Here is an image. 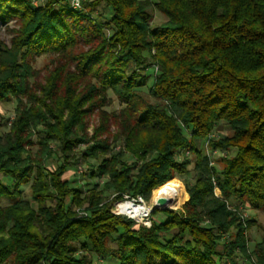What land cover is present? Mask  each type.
I'll return each instance as SVG.
<instances>
[{
    "label": "trees",
    "instance_id": "1",
    "mask_svg": "<svg viewBox=\"0 0 264 264\" xmlns=\"http://www.w3.org/2000/svg\"><path fill=\"white\" fill-rule=\"evenodd\" d=\"M0 24L10 34L0 39V102L15 101L0 134V264H237L238 254L264 264V229L250 249L257 221L239 208L264 213V0H0ZM44 54L52 57L39 77L33 63ZM108 91L118 113L104 108ZM95 110L92 141L107 136L86 150L98 160L89 174L106 181L73 186L63 174ZM221 122L230 133L208 140L226 152L217 166L199 144ZM179 150L196 154L191 182ZM52 157L59 163L48 169ZM174 177L189 197L167 219L146 226L111 211Z\"/></svg>",
    "mask_w": 264,
    "mask_h": 264
},
{
    "label": "rangeland",
    "instance_id": "2",
    "mask_svg": "<svg viewBox=\"0 0 264 264\" xmlns=\"http://www.w3.org/2000/svg\"><path fill=\"white\" fill-rule=\"evenodd\" d=\"M44 1L45 0H43L42 4L44 3ZM80 3H81V0H80ZM68 4H69V0H68ZM101 10H102V7L99 6L98 8H96L95 14H96V12L98 13ZM151 12L153 14V17H154L153 22L155 24H159L165 20L164 15L161 14L160 12H158L156 9L152 8ZM9 26H12V25L9 24ZM4 27H5L4 25L0 24V39L3 40L5 42V44H8L10 34L7 33V31L4 29ZM51 57H52L51 55L44 54V55H41V56H38L35 58L33 66L35 69L40 70L39 77H40V75L41 76L44 75L45 67L50 62ZM150 70H151V68L148 69V71H150ZM147 89L148 88L146 85L144 87H141L140 91L143 93H147ZM107 97H108L109 103L104 108L107 110L108 113H111L112 111H115V113H118L122 107V104L119 103L117 98L110 91L107 92ZM14 108H15V101L13 98H9L7 100L0 102V112H1L2 116L4 117V121H5L4 125H3L4 122L0 125V134L8 132L9 127L11 125V122L14 118ZM86 122H87V124L85 127V137L88 140L83 141L81 143H78L76 147L71 149L70 158L68 159L69 160V167L67 168L66 172L63 174V177L69 178L71 181V185H73V186H78V185L80 186L81 185V186H84V188H90V187H92L91 185L94 182H97L99 184V186H101L102 182L106 181V177L96 178V177H93L89 174L90 170H91L90 167L92 165L95 166V164L98 162V160L94 159L90 155H87L86 150L90 145H92L94 143L93 142L94 140H97V141L103 140L107 135L103 134L100 137L93 139V141H92L91 137L94 135L93 133H94L95 129L97 128V126L101 122V116H100V113L98 110H95L94 112H92L91 115H89L87 117ZM117 131L118 130H117L116 126H114L112 123H110L109 129H108V132H109L108 135H109V140L111 142L113 141L112 138L115 135H117V133H118ZM229 133H230L229 128L226 126L225 123L221 122L220 126L216 127L211 133H209L207 135V139L204 142L201 141V143L199 144V146L204 150L203 153H205L207 155L210 164L219 166L220 165V158L224 157L226 155V152L222 151V150L210 148L208 145V140L210 138L218 139L220 136L228 135ZM37 138H38L37 133H35L33 135V140L35 141V140H37ZM38 147L39 146H34L33 150L35 151V149H37ZM47 148L50 149L51 151H54V153H55L54 157L55 158L57 156L61 155V152H60V149L57 145V142H54V141L49 142L47 144ZM39 149H41V148H39ZM114 150H116V151L121 150L124 153L127 151L126 149L123 148V144L120 141L116 142V145H114ZM35 152H38V151H35ZM35 152H33V153H35ZM177 153L178 154L175 156L178 159H182L184 157L188 160V164H187L188 172H187V174H185L182 177L185 178L189 182L193 181V177H194V173H195L194 166H195V161L197 159L196 154L189 151V150H179ZM55 158L52 157V158L46 159L44 162L45 167L48 169H54V167L59 163L57 160H55ZM129 161H132V160L129 159ZM0 177L4 181H6L4 176L0 175ZM172 180L176 184L181 185L183 188V191L185 192V197L179 206L172 207V205H175V204H168L167 203L165 208H157L158 210L155 211L154 214L150 213V215H149L150 222L149 223H148V220L145 218L144 219L131 218V219H133L138 224L142 223L146 226H150L151 220L163 221L169 217V213L167 211H165L166 209H170L172 211L180 210L182 208L183 203L188 199L189 195H188L187 191L185 190V187H184L182 180L179 177H174V178H172ZM160 185H162V184H160ZM160 185H157L151 189L149 197L147 200L142 198L146 204L152 205L153 200H151V199H152L153 190ZM21 191H22L23 197H28L30 191H29L27 185H23L21 187ZM214 193L217 196L219 194L217 189L214 190ZM113 195H114V193L108 192L105 195L107 197L106 202L110 201L114 197ZM124 196L120 200H115V201L111 202L110 205L115 206L116 202L124 201V199H125ZM10 202H11V200H9V199H2L1 205H6V204H9ZM152 207H153V205H152ZM239 208H240L244 217L245 216L246 217H253L254 219H256V221L258 223V224L256 223L254 226H252L247 232V236L249 238L248 245H249V248L251 249L253 243L260 238L261 233H262L261 229H264V213H261L260 211L249 209L248 206L239 207ZM112 209H114V207H112ZM123 215H125V214H123ZM171 233H174V230ZM223 236H224V239H232L227 234H225ZM219 249L222 251L221 246H219ZM235 261L237 264H249L239 254H238V257L235 259ZM93 263L94 264H117V261L113 258H110V257H106L104 259H99L97 257V258H94ZM230 263H231V261L228 262V264H230Z\"/></svg>",
    "mask_w": 264,
    "mask_h": 264
},
{
    "label": "bare ground",
    "instance_id": "3",
    "mask_svg": "<svg viewBox=\"0 0 264 264\" xmlns=\"http://www.w3.org/2000/svg\"><path fill=\"white\" fill-rule=\"evenodd\" d=\"M159 197H164L168 200V204L180 203L184 197L185 192L181 185L176 184L174 181H169L162 184L153 190L152 205L156 204V200ZM152 205L144 203H136L132 201H122L116 203V211L126 213L130 217L141 219L143 215H146L151 209Z\"/></svg>",
    "mask_w": 264,
    "mask_h": 264
},
{
    "label": "built area",
    "instance_id": "4",
    "mask_svg": "<svg viewBox=\"0 0 264 264\" xmlns=\"http://www.w3.org/2000/svg\"><path fill=\"white\" fill-rule=\"evenodd\" d=\"M42 2L43 0H31V3L35 6H39V5H42ZM69 6L72 7V8H81V3H80V0H69ZM178 153H176L177 155ZM124 201H132V202H136V203H144L145 201L142 199V197L138 196L137 198H130L128 197L127 195L124 196ZM117 203V202H116ZM115 203V204H116ZM114 204V205H115ZM114 207V209L111 208V211L113 213H116V214H125L127 217L129 218H134V217H130L129 215H127L126 213H123V212H119V211H116L115 208H116V205L115 206H112ZM152 210H150L146 215H143L141 217V219H147L148 220V223L150 222L149 220V215L151 213Z\"/></svg>",
    "mask_w": 264,
    "mask_h": 264
},
{
    "label": "water",
    "instance_id": "5",
    "mask_svg": "<svg viewBox=\"0 0 264 264\" xmlns=\"http://www.w3.org/2000/svg\"><path fill=\"white\" fill-rule=\"evenodd\" d=\"M168 203V200L164 197H159L157 200H156V204L153 205L152 209L153 208H165V206L167 205Z\"/></svg>",
    "mask_w": 264,
    "mask_h": 264
}]
</instances>
